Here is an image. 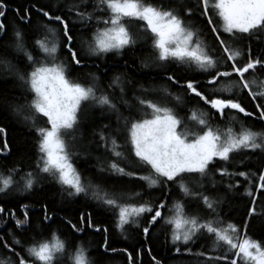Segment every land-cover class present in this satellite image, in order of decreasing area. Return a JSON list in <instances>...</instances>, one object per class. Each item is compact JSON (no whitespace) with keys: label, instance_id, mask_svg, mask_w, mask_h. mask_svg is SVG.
Here are the masks:
<instances>
[{"label":"snow or ice","instance_id":"1","mask_svg":"<svg viewBox=\"0 0 264 264\" xmlns=\"http://www.w3.org/2000/svg\"><path fill=\"white\" fill-rule=\"evenodd\" d=\"M88 0H75L73 3H61L48 7L33 4L31 8H25L21 14L15 9V15L25 24L31 23L33 10L39 14L47 23L44 25L46 32L37 35L33 40V51H30L24 33L17 29L13 31V45L16 51L22 52L27 59L32 71L25 74L17 71V77L28 89L34 93L32 101L26 105L29 109L25 119L31 121L37 140L38 157L35 164L36 172L21 174L19 169L7 170V174L0 172V193H7L14 185L23 186L24 190H31L36 183L35 176L38 173L52 177L63 187L70 189L69 195L87 194L92 192L93 198L100 202L106 209L111 210L118 218L117 227L123 229L124 225L136 220L145 213H152L149 226L143 228V234L149 235V227L162 218L161 209L166 205L161 202L155 207L147 202L128 203L123 201V193L108 191L93 185L91 181L85 183L84 179L74 168L68 152V145L65 142L64 134L74 130L77 124V113L81 103L93 100L100 106H106L110 110H116L114 102L115 90H119V100L127 105L124 100V87L120 77L115 76L108 84L113 94L101 90L96 95L97 87L95 81L98 77L93 76V83L88 86L80 82L70 80L67 73V65L54 63L58 50H66L69 62L75 66H83L84 61L79 51L75 50L73 36L71 34L70 20L73 15L81 25L87 26L93 20L97 25L93 34L94 44L90 46L92 55L116 51L136 43V37L130 32L123 22L124 18L143 21L146 25L145 31L151 33L152 47L159 61H174L180 64L195 65L198 69L209 73L207 85L213 86V95H207L199 88V83L194 80H186L183 87L189 94L194 95L209 105L222 118L226 110H233L244 117H255L264 121V80L259 81L260 75H264V53L253 55L251 47L241 48L237 45L236 34H247L250 38L264 32V0H179V3L171 6H156L147 3L146 0H96L93 11L86 9ZM214 12L222 21V32L228 34V39L222 38L221 29H218L210 14ZM8 11L6 0H0V18H4ZM107 13L97 15L96 13ZM200 16L206 19L214 35V39L220 49L219 57L199 38V30L195 29L192 23L194 18ZM104 27L100 28L99 25ZM54 25L55 27H50ZM74 26V24H73ZM59 36L63 43L58 44L50 37ZM7 25L0 20V34H6ZM43 53L44 60L39 59ZM51 57L52 61L47 58ZM0 63H7L0 61ZM147 66V61H145ZM223 68L224 70H220ZM214 69L215 71H210ZM91 75V74H90ZM224 78L228 83L223 91L229 92L225 96H216L215 92L221 89L215 86ZM167 79L173 83H180L174 75H168ZM258 87L259 90H254ZM235 93H232V89ZM246 96L251 99L255 111H249L238 98ZM179 101V97H176ZM138 104L146 110H150L151 118L126 121L128 127V142L131 151L137 160L148 166L151 172L148 175L137 176L135 171L128 170L121 166L126 161L122 146L117 143L115 135H105L104 125L98 133L102 145L110 152L111 159L100 167L99 171H108L111 174L130 179L144 181L149 187L163 184L166 189L168 182L177 185L185 197H191L206 210L207 215L201 216L199 211L195 214L179 218L183 212V205L177 204L178 218L169 219L167 223L173 224L171 241L173 245H189L198 234H207L214 237L213 251L223 247L221 255L207 256V261H223L224 264H264V243L253 240L247 236L248 221L245 220L243 228L235 223H225L219 220L216 208L220 203L217 197L207 194L201 189L204 188L203 178L207 176L209 166L215 159L229 161L231 154L242 150L264 152V132H256L248 128H241L237 135L229 128L222 136L217 130L208 124L204 114L198 118L195 113L190 119L201 126V131L192 134V138L186 133L178 131L181 120L167 107L158 106L157 103L146 97H138ZM25 106L18 105L13 110L20 112ZM38 118H46L45 127H40ZM5 129L0 127V134ZM9 145L5 140L0 144V155L9 152ZM220 177L229 178L227 189L229 191L240 187L232 177H242L245 184L244 195L251 197L250 207L247 215L252 217L256 214L257 194H264V167L257 172L236 171L229 172L227 168L217 169ZM198 174L199 180L195 178L191 182L185 180V176ZM19 176V179H15ZM195 185V188L190 186ZM215 184H213V188ZM140 193H135L136 198ZM166 195V193H165ZM132 199V197H129ZM28 206L23 205V219H18L15 213H9L15 220V227L26 228L30 225V217L27 212ZM5 209L0 207V213ZM52 220L45 206L43 210V222ZM74 232H83L86 229H93L96 233H105V253L117 249H109L106 233L108 229L96 223L90 212H81L76 223L68 221ZM138 226V225H137ZM241 235L243 238L241 239ZM53 240L32 239V242L24 247L18 238L13 237L10 243L0 240L11 257L0 260V264H56L58 259L67 256L70 264H93L88 258L87 250L77 246L69 250L67 242L55 237ZM20 251H17V247ZM126 251V250H121ZM174 251L180 253V247ZM191 253V248H186ZM149 254L150 250H149ZM197 257H205L206 253L201 251L194 253ZM154 264H159L155 257H152ZM129 264H134L131 254H128Z\"/></svg>","mask_w":264,"mask_h":264},{"label":"trees","instance_id":"2","mask_svg":"<svg viewBox=\"0 0 264 264\" xmlns=\"http://www.w3.org/2000/svg\"><path fill=\"white\" fill-rule=\"evenodd\" d=\"M6 2L8 11L4 18H0L8 28L6 34H0V61L7 62L0 63V127L5 129V133L0 134V144L6 140L10 150L6 155H0V172L6 175L8 169L16 168L20 170L21 174L35 173L38 137L32 128L31 121L25 119V115L29 111L26 105L32 101L34 93L18 79L16 74L19 71L26 75L32 71V67L23 53L15 50L13 31L19 29L24 33L29 50L36 55L32 47L33 40L37 35H43L46 32L44 25L47 21L33 10L31 23L25 24L15 15L14 10L19 9L22 14L25 8H31L33 4L48 7L61 3L70 4L75 0H6ZM146 2L156 6L173 5L172 0H146ZM95 3L96 0H88L87 11L92 12ZM96 14L107 15L106 12ZM123 22L136 37V43L119 53L111 51L92 55L89 49L94 44L93 34L97 27L95 20L87 26L81 25L74 15L70 20L75 50L80 52L84 64L79 67L72 65L68 60L66 50H58L59 60L68 66L67 77L84 86L93 83V76L98 77L95 85L97 87L96 95L99 96L101 90L112 95L113 90L108 88V84L115 76H119L124 87V100L128 103L125 105L118 99L120 95L118 89L115 90L114 96L116 110H110L106 106L102 107L93 100L85 101L77 115V124L74 126V130L65 133L64 139L68 145L71 162L85 183L91 181L93 185H99L102 189L123 193L122 202H147L153 207L163 202L166 206L161 209L162 218L149 227L148 236H145L142 230L145 226H149L148 221L152 213L143 214L135 223L130 222L124 225L123 229L118 228L117 216L94 199L91 191L87 194L69 195L70 189L61 186L52 177L38 173L35 176L36 183L31 190H24L21 184L14 185L7 193H0V207L5 209L4 213H0V240L10 243L15 237L21 241L22 246L27 247L33 238L53 240L54 233L55 237L67 242L69 250H73L77 246L86 249L88 258L93 261V264H129L128 254H131L134 264H154L152 257H155L159 264H224L223 261H207V256L223 254L224 248L221 247L213 251L214 237H210L206 233L193 237L189 245L172 244L171 235L174 225L167 223V220L178 218L175 206L183 205V212L179 218L191 216L198 211L201 216H206L207 212L199 204V201L185 197L177 185L172 182H168L166 189L163 184L149 187L144 181L138 179L120 177L108 171H99L102 164L111 159V154L100 142L98 133L104 125L108 126L103 129L105 135H115L117 143L122 146L127 158L121 166L135 171L139 176L148 175L151 170L148 166L140 163L132 153L131 145L128 142L130 124L126 126V121L145 119L151 114L149 110L146 114V110L138 104V97H146L157 103L158 106L171 109L173 114L181 120L180 131H185L187 127L192 129L189 138H192L193 133L202 130L196 121L190 119L193 113L198 118L204 114L203 118L207 120L213 130L220 133L231 128L234 135L237 123L241 128L264 132V121L255 117H244L233 110H226V114L222 118L209 105L181 87L186 80L191 79L199 83L200 90L205 94L213 95V86L206 83L210 78L208 72L201 71L195 65L189 66L186 63L180 64L171 60H157L152 47L151 33L145 31L144 22L129 18H124ZM193 24L195 29L199 30L200 40L205 45H209V48L212 47L214 54L219 57L220 49L206 19L202 16L198 19L194 18ZM49 26L55 27L54 25ZM99 27L103 28L104 25L101 24ZM221 35L222 38L228 39L222 31ZM237 36L239 47L245 50L251 47L254 56L264 53V32L251 38L247 34H238ZM50 40H54L58 44L63 43L58 30L57 35L54 38L50 37ZM38 58L45 59L43 53H40ZM145 61H147V66H145ZM168 75H174L180 83L169 81ZM260 80H264V75L259 76L258 85ZM222 83L227 84L228 81L221 78L215 87L219 88ZM254 90H259V88L256 87ZM232 91L236 90L233 88ZM228 94L229 92H215L216 96ZM176 97L180 98L179 101ZM238 98L249 111H255L250 98L246 96ZM18 105L25 107L20 112L14 111L13 109ZM45 122L46 118L37 119L40 127L48 126ZM261 167H264V152L260 150L234 152L227 162L215 159L209 166L207 176L203 178L204 188L201 190L219 199L220 203L216 208L219 220L225 223H235L240 228H243L244 221L247 220V236L264 243V194H257L256 214L249 217L247 212L251 206V197L244 195L247 185L243 178L232 177V180L238 182L240 187L238 190L229 191L227 189L229 178L222 179L217 171L220 168H227L229 172L251 171L258 174V169ZM193 178L200 179L198 174L185 176L187 182H191ZM15 179L18 180L19 176H16ZM213 184H215L214 188ZM190 186L195 188V185L190 184ZM135 193H140V197L136 198ZM23 205L28 206L26 210L30 217V225L18 229L15 227V220L9 213L14 212L16 218L23 219ZM45 206L48 214L52 216V220L42 223ZM81 212H90L93 220L101 228L108 229L106 233L108 247L110 250L117 249V251L104 252L102 245L105 233L103 232L96 233L93 229H86L83 232L72 230L68 221L76 223ZM175 247H180L181 252L176 253ZM186 248H191V253L186 252ZM16 250L20 251V247L18 246ZM149 250L151 254H149ZM201 251L206 253L205 257L194 255ZM10 257L11 253L0 246V260L6 261ZM56 264H70V262L65 256L58 259Z\"/></svg>","mask_w":264,"mask_h":264},{"label":"rangeland","instance_id":"3","mask_svg":"<svg viewBox=\"0 0 264 264\" xmlns=\"http://www.w3.org/2000/svg\"><path fill=\"white\" fill-rule=\"evenodd\" d=\"M175 2V4L176 3H179V0H172V4H174V2ZM210 14H211V16H212V19H213V22L215 23V25H217L216 27L218 28V29H221V31H222V21H220L219 20V18L216 16V14L214 13V12H211V10H210ZM194 22V19H193V21H192V23ZM226 34V33H225ZM239 34V33H238ZM238 34H236V38L238 37L237 35ZM227 35V38H228V34H226ZM240 35V34H239ZM207 47H208V49H209V51H212V47L211 48H209V45H206ZM49 61H52V58L51 57H49V58H47ZM60 57L58 56V54H56V57H55V60H54V63H56V64H60V63H62L60 60ZM225 86H226V84H224V83H222L220 86H219V88L218 89H221V91H219V92H224V93H228V92H225V91H223V89L225 88ZM233 93H235V91H232ZM85 102V101H84ZM84 102H82L81 103V106L83 105V103ZM81 106H80V109H81ZM80 109H79V111H80ZM79 111H78V113H79ZM150 111V110H149ZM78 113H77V115H78ZM147 118H151V116H149V117H147ZM50 127V126H49ZM235 127H236V132H235V135H237V134H239L240 132H241V126H240V124H236L235 125ZM178 131H180V129H179V126H178ZM238 131V132H237ZM180 132H183V133H186L188 136H190V134L192 133V129L190 128V127H187V128H185V131H180ZM227 131H221L220 132V134L222 135V136H224V134L226 133ZM241 239L243 238V236L241 235V237H240Z\"/></svg>","mask_w":264,"mask_h":264}]
</instances>
